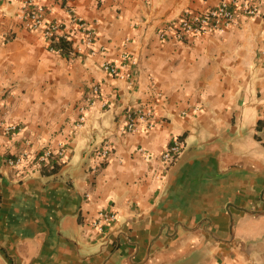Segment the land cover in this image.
I'll return each mask as SVG.
<instances>
[{"label":"crops","instance_id":"obj_1","mask_svg":"<svg viewBox=\"0 0 264 264\" xmlns=\"http://www.w3.org/2000/svg\"><path fill=\"white\" fill-rule=\"evenodd\" d=\"M219 1L46 0V20L73 13L95 29L99 52L69 56L24 27L19 2L0 4V122L19 127L0 126V264H264V0L221 33L157 36ZM122 54L133 63L119 75L101 69ZM135 108L157 123L122 134ZM175 137L181 152L165 166ZM59 142L54 173L5 162ZM101 208L116 219L98 233Z\"/></svg>","mask_w":264,"mask_h":264},{"label":"built area","instance_id":"obj_2","mask_svg":"<svg viewBox=\"0 0 264 264\" xmlns=\"http://www.w3.org/2000/svg\"><path fill=\"white\" fill-rule=\"evenodd\" d=\"M5 0H0V4ZM20 3L21 21L25 28L39 30L43 39L46 41L49 51L60 53V49L54 43L61 38L67 41L73 53L94 55L99 52L95 46L96 32L93 26L86 20L70 13V22L65 23L59 20H46L48 7L46 0H13ZM259 13V0H220L216 5L205 8L201 11L187 12L176 21H171L167 25L159 28L157 36L161 39L183 40L185 37L198 36L205 34L221 33L225 28L237 24L240 16H257ZM102 50V49H101ZM121 63L104 60L100 64L101 69L110 76L120 74V69L127 64H132V58L127 54L121 55ZM99 87L93 84L89 93L85 97L84 104L78 107L76 126H81L84 122L85 108L90 106L97 98ZM125 124L122 134L134 132L139 128H152L157 120L152 111L147 108H135L126 110ZM1 123V122H0ZM1 128L6 133L15 135L19 131L16 124L1 123ZM264 142V132L262 136ZM67 147L63 142H59L57 147L46 146L36 152L21 151L16 155H9L5 162L22 172L30 169H41L50 165L53 161L66 152ZM182 144L179 138H173L160 154V159L165 166L171 165L179 153ZM139 151L145 158L149 157L142 147ZM109 148L102 147L95 150L92 170L100 168L109 156ZM89 194L86 193V196ZM116 219V213L107 209H99L96 217L91 221L92 227L98 232L103 233L105 228Z\"/></svg>","mask_w":264,"mask_h":264},{"label":"trees","instance_id":"obj_3","mask_svg":"<svg viewBox=\"0 0 264 264\" xmlns=\"http://www.w3.org/2000/svg\"><path fill=\"white\" fill-rule=\"evenodd\" d=\"M54 46L58 49H60V54L65 55V56H69L71 54H75L73 53L70 44L67 41L62 40L61 38H59L55 43ZM261 127V123H259V128ZM59 168V163L53 161L50 165H47L45 167H42L40 169V171L43 174H51L57 171V169Z\"/></svg>","mask_w":264,"mask_h":264}]
</instances>
